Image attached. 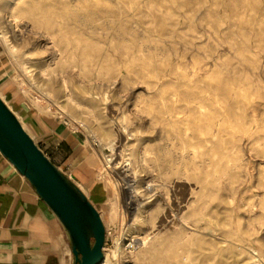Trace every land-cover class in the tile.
Instances as JSON below:
<instances>
[{
	"label": "rangeland",
	"instance_id": "rangeland-1",
	"mask_svg": "<svg viewBox=\"0 0 264 264\" xmlns=\"http://www.w3.org/2000/svg\"><path fill=\"white\" fill-rule=\"evenodd\" d=\"M1 33L0 95L26 131L42 117L90 148L108 264H250L249 245L264 264V0H0Z\"/></svg>",
	"mask_w": 264,
	"mask_h": 264
},
{
	"label": "crops",
	"instance_id": "crops-1",
	"mask_svg": "<svg viewBox=\"0 0 264 264\" xmlns=\"http://www.w3.org/2000/svg\"><path fill=\"white\" fill-rule=\"evenodd\" d=\"M29 121L33 139L47 157L80 189L84 186L91 190L86 177L93 175L94 157L82 139L48 119L35 116ZM0 264H75L65 227L1 152Z\"/></svg>",
	"mask_w": 264,
	"mask_h": 264
},
{
	"label": "water",
	"instance_id": "water-1",
	"mask_svg": "<svg viewBox=\"0 0 264 264\" xmlns=\"http://www.w3.org/2000/svg\"><path fill=\"white\" fill-rule=\"evenodd\" d=\"M0 152L61 221L72 243L75 264H102L106 227L101 214L47 157L1 97Z\"/></svg>",
	"mask_w": 264,
	"mask_h": 264
},
{
	"label": "bare ground",
	"instance_id": "bare-ground-1",
	"mask_svg": "<svg viewBox=\"0 0 264 264\" xmlns=\"http://www.w3.org/2000/svg\"><path fill=\"white\" fill-rule=\"evenodd\" d=\"M13 16V15H12ZM12 23L13 24H17L18 23V18L17 17H15L13 20H12ZM93 30V29H92ZM0 38L4 41V43H5V45H6V47H7V50H8V53L12 56V57H16V51H15V48H13V46H11V44H10V41H9V39L6 37V35L4 34V33H1L0 34ZM113 41V40H112ZM165 44V43H164ZM167 46V45H166ZM75 47V46H74ZM73 47V48H74ZM44 48V47H43ZM26 53V52H25ZM71 53V52H70ZM172 55V54H171ZM83 60V59H82ZM22 65V64H21ZM23 65H25V64H23ZM44 66V65H43ZM45 73H46V71H43V74L45 75ZM42 75V74H41ZM157 81V80H156ZM52 83V80L51 79H49L48 81H47V85L49 84H51ZM64 89L66 90V91H68L67 90V88L66 87H64ZM151 91V90H150ZM152 92H153V89H152ZM145 93V92H144ZM68 95V94H67ZM106 96V95H105ZM157 96V95H156ZM173 96V95H172ZM1 97V96H0ZM2 98V97H1ZM105 98V97H104ZM177 98V97H176ZM3 99V98H2ZM174 100V99H173ZM106 101V100H105ZM5 102V101H4ZM6 103V102H5ZM68 105L70 104L71 105V103H73L74 104V102L72 101V100H68ZM7 104V103H6ZM167 104V103H166ZM162 105V104H161ZM77 106V105H76ZM76 106H72L73 108H75ZM61 108H62V110L63 109H66L64 106H60ZM10 108V107H9ZM60 108V109H61ZM164 108V107H163ZM188 108V107H187ZM200 108V107H199ZM252 108V107H251ZM11 109V108H10ZM142 109V108H141ZM201 109H203V108H201ZM12 110V109H11ZM13 111V110H12ZM200 111V110H199ZM201 114V113H200ZM17 116V115H16ZM171 116V115H170ZM18 117V116H17ZM164 117V116H163ZM169 117V116H168ZM19 118V117H18ZM162 118V117H161ZM221 119V118H220ZM20 120V119H19ZM165 120V119H164ZM156 121V120H155ZM217 121H219V120H217ZM253 121V120H252ZM186 122H187V120H186ZM22 123V122H21ZM79 124H80V126H83L82 124V122L81 121H79ZM22 125H23V123H22ZM138 125V124H137ZM256 125V124H255ZM150 126V125H149ZM221 126V125H220ZM23 127H24V129H25V126L23 125ZM153 128V127H152ZM218 128H219V126H218ZM167 129V128H166ZM26 130V129H25ZM172 130V129H171ZM214 130V129H213ZM216 130V129H215ZM219 130V129H218ZM168 131V130H167ZM251 131V130H250ZM136 132V131H135ZM186 132V131H185ZM29 133V132H28ZM29 135L33 138V136L29 133ZM202 135V134H201ZM212 135V134H211ZM253 135V134H252ZM187 136V135H186ZM221 138H223V137H221ZM175 139V138H174ZM203 139V138H202ZM107 140H110V139H107ZM152 140V139H151ZM211 140H213V139H211ZM173 141V140H172ZM112 142V141H111ZM109 143V148L113 151L114 150V146L115 145H113V143ZM123 142V141H122ZM152 142V141H151ZM210 141H207V143H209ZM120 143V142H119ZM150 143V142H149ZM205 143V142H204ZM213 143V142H212ZM183 145V144H182ZM167 146V145H166ZM169 146V145H168ZM206 146V145H205ZM259 146V145H258ZM183 147H184V145H183ZM212 147V146H211ZM210 147V148H211ZM159 150V149H158ZM207 150V149H206ZM208 154V153H207ZM228 156V155H227ZM197 157V156H196ZM207 160V159H206ZM198 161V160H197ZM108 162H109V160H108ZM128 165V164H127ZM233 165V164H232ZM220 166V165H219ZM230 166V165H229ZM229 168V167H228ZM229 172V171H228ZM215 173H217V171L215 170V171H213V175H208L207 176V178H206V180L209 178H212V179H216V175H215ZM226 173H224V175H225ZM218 177V176H217ZM224 177H226V175L224 176ZM198 181V180H197ZM209 181V180H208ZM211 181V180H210ZM199 182V181H198ZM132 184L130 185V187H129V190H128V195H129V203L128 204H133V202H134V199H135V195H137V186H136V181H132L131 182ZM206 183V182H205ZM207 184V183H206ZM206 184H204L205 186H206ZM227 187V188H230V187H232L233 186V184H231V183H226V185L224 184V183H221L220 184V187H219V191H218V193L220 194V198L219 199H221L220 200V203H221V201L224 203V204H226L228 207H229V211L230 212H233L234 211V206H233V202L232 201H230V202H225L224 200H223V196H222V194H221V192H222V190L224 189V187ZM201 187V186H200ZM204 187V186H203ZM202 188V187H201ZM180 191V190H179ZM215 191V190H214ZM150 192H151V189H150ZM264 194V193H263ZM209 196H210V194H209ZM199 197V196H198ZM213 199V198H212ZM128 200V199H127ZM194 200V199H193ZM198 201H200V200H198ZM209 204V203H208ZM235 205V204H234ZM192 206V205H191ZM197 206V205H196ZM195 206V207H196ZM202 206V205H201ZM204 206V205H203ZM202 206V207H203ZM247 206V205H246ZM222 207V206H221ZM224 207V206H223ZM194 209V208H193ZM192 209V210H193ZM222 209V208H221ZM224 209V208H223ZM190 210V209H189ZM194 218H195V223L197 224L196 225V227H198L199 229H204L205 227V223L207 224L208 222L209 223H211V224H213L212 226L214 227L215 225H217V223L216 222H214V221H212L211 220V218L209 217L208 218V215H205V214H202L201 213V208H198V209H196L194 212ZM221 213V212H220ZM212 214V213H211ZM257 214V213H256ZM187 215H188V213H187ZM215 216V215H214ZM187 217H189V216H187ZM252 217V216H251ZM125 218V217H124ZM186 218V217H185ZM187 219H189V218H187ZM187 219H186V221H187ZM190 219H191V216H190ZM191 223V222H190ZM193 223V222H192ZM188 224V223H187ZM208 225V224H207ZM191 226V225H190ZM216 227V226H215ZM197 229V228H196ZM255 229V228H254ZM214 230V229H213ZM210 231V230H209ZM208 231V232H209ZM222 231H224V230H222ZM221 231V232H222ZM251 231V230H250ZM200 232V231H199ZM188 233V232H187ZM228 233V232H227ZM207 234V233H206ZM212 234H214L213 232H212ZM224 234V233H223ZM245 235H247V233H245L244 231H243V229L240 227V228H237V227H234V225H232V227H231V230H230V240H232L233 242H235V243H240V244H246L247 242H246V240H245ZM181 236V235H180ZM210 236V235H209ZM212 236V235H211ZM214 236V235H213ZM185 238V237H184ZM196 238V237H195ZM200 238H201V236H200ZM261 238V237H260ZM197 239V238H196ZM211 239H213V238H211ZM144 241H146V240H144ZM166 241V240H165ZM195 241H197V240H193V242H195ZM220 241V240H219ZM251 241V240H250ZM209 243V242H208ZM221 243H223V242H221ZM234 243V244H235ZM250 243H252V241L250 242ZM258 243H261V240H259L258 241ZM190 244V243H189ZM191 244H193V243H191ZM264 244V243H263ZM144 245V244H143ZM148 245V244H147ZM231 245V244H230ZM149 246H151V245H149ZM219 246V245H218ZM234 246H236V245H234ZM250 246V253H249V258H250V264H258V262L256 263V261H254L253 259L255 258V256H254V254H256V253H258L259 251H257L254 247H253V245H249ZM152 247V246H151ZM149 248V247H148ZM239 248V247H238ZM140 249V248H139ZM150 249V248H149ZM149 249H147V250H149ZM213 250V249H212ZM209 251V250H208ZM210 251H211V249H210ZM186 252H188V251H186ZM199 252V251H198ZM212 252V251H211ZM264 252V251H263ZM143 253V252H142ZM144 253H146V252H144ZM200 253V252H199ZM184 254V253H183ZM186 254V253H185ZM190 254V253H189ZM207 254V253H206ZM259 254V253H258ZM229 255V254H228ZM135 256V255H134ZM260 256H262V257H264V254H261ZM135 257H137V256H135ZM139 258H140V256H139ZM228 258V257H227ZM248 257H246V259H247ZM133 259V258H132ZM137 259V258H136ZM139 260H137V262H138ZM223 261V260H222ZM183 262V261H182ZM190 263V262H189ZM226 263V262H225ZM102 264H108V258L105 256V259H104V261H103V263Z\"/></svg>",
	"mask_w": 264,
	"mask_h": 264
}]
</instances>
